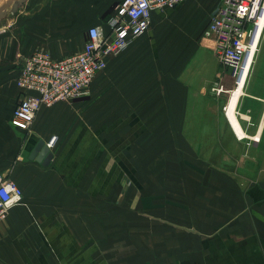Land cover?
Instances as JSON below:
<instances>
[{
	"label": "crops",
	"instance_id": "1",
	"mask_svg": "<svg viewBox=\"0 0 264 264\" xmlns=\"http://www.w3.org/2000/svg\"><path fill=\"white\" fill-rule=\"evenodd\" d=\"M7 1L0 172L23 201L0 221V264H264V31L239 126L223 112L226 92L210 89L222 68L204 31L220 0H183L154 10L88 94L42 106L28 131L11 121L23 59L81 51L90 26L110 32L123 0ZM197 9L192 43L174 37L170 23ZM222 81L236 87L229 71ZM39 140L50 159L31 157Z\"/></svg>",
	"mask_w": 264,
	"mask_h": 264
},
{
	"label": "built area",
	"instance_id": "2",
	"mask_svg": "<svg viewBox=\"0 0 264 264\" xmlns=\"http://www.w3.org/2000/svg\"><path fill=\"white\" fill-rule=\"evenodd\" d=\"M182 1L123 0L109 19L110 32L106 33L101 25L90 26L81 51L54 58L49 51L37 49L25 57L17 77L21 94L13 110L12 124L29 131L42 106L88 94L94 76L106 68L109 57L124 50L150 28L154 10L173 8ZM263 31L264 0L219 1L204 31V36L214 43L222 68L210 88L212 92L220 95L233 90L227 89L222 81L226 71L235 84L245 81ZM22 201L21 187L0 172V221L7 217L12 206Z\"/></svg>",
	"mask_w": 264,
	"mask_h": 264
},
{
	"label": "rangeland",
	"instance_id": "3",
	"mask_svg": "<svg viewBox=\"0 0 264 264\" xmlns=\"http://www.w3.org/2000/svg\"><path fill=\"white\" fill-rule=\"evenodd\" d=\"M202 13L201 9H197L194 12L191 10H184L182 13L178 16V18L174 21H172L169 25V31L174 32V37L176 38H184L187 42L192 43V38L187 37L189 32L192 30L194 31L195 27L200 23V19L198 16ZM183 32V33H182ZM180 33V34H179ZM203 42L204 39H201ZM226 87V86H225ZM227 88V87H226ZM228 89V88H227ZM227 94L228 97H226L227 101L224 103L223 106V112L225 113V106L227 105V102H229L231 92L224 93Z\"/></svg>",
	"mask_w": 264,
	"mask_h": 264
},
{
	"label": "bare ground",
	"instance_id": "4",
	"mask_svg": "<svg viewBox=\"0 0 264 264\" xmlns=\"http://www.w3.org/2000/svg\"><path fill=\"white\" fill-rule=\"evenodd\" d=\"M9 1L10 0H8L7 2H9ZM1 4H3V2ZM248 75H247V77H248ZM245 77H246V75H245ZM244 83H245V81L244 80H241L239 82V85L235 84L236 87L233 88V90L231 91V96H230L229 102L226 105V110H227L226 115H228V117L232 120V122H233L234 125L237 123V126H239V124H238V121L236 119V104H237V100L239 98V95H240V93L242 91L241 89H242V86L244 85ZM236 130L239 131V132L237 131L238 134H239V136L245 135V132L240 127L236 128Z\"/></svg>",
	"mask_w": 264,
	"mask_h": 264
},
{
	"label": "water",
	"instance_id": "5",
	"mask_svg": "<svg viewBox=\"0 0 264 264\" xmlns=\"http://www.w3.org/2000/svg\"><path fill=\"white\" fill-rule=\"evenodd\" d=\"M8 5L9 4H5V6L0 8V17L6 13ZM31 157H36L38 160L44 161V159H50L52 155L49 152V148L45 145V142L43 140H39L31 154Z\"/></svg>",
	"mask_w": 264,
	"mask_h": 264
}]
</instances>
